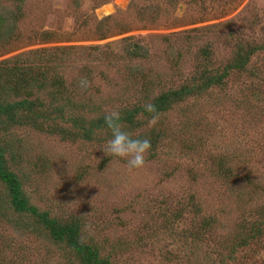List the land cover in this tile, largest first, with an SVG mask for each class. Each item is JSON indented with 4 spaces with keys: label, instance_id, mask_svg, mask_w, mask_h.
I'll return each mask as SVG.
<instances>
[{
    "label": "rangeland",
    "instance_id": "obj_1",
    "mask_svg": "<svg viewBox=\"0 0 264 264\" xmlns=\"http://www.w3.org/2000/svg\"><path fill=\"white\" fill-rule=\"evenodd\" d=\"M0 42V60L58 48L85 125L197 83L201 65L222 70L240 46L254 49L222 83L139 115L135 131L121 127L123 140L157 135L154 147L106 129L87 138L63 121L70 135L23 125L0 139L29 202L78 219L84 241L112 264H264V225L242 244L264 219V0H0ZM0 206V264H79L11 209L1 182Z\"/></svg>",
    "mask_w": 264,
    "mask_h": 264
},
{
    "label": "trees",
    "instance_id": "obj_2",
    "mask_svg": "<svg viewBox=\"0 0 264 264\" xmlns=\"http://www.w3.org/2000/svg\"><path fill=\"white\" fill-rule=\"evenodd\" d=\"M10 39V38H9ZM6 41V40H5ZM4 42V41H3ZM2 43V42H0ZM138 49H134V54ZM58 48L39 49L31 52L30 57L17 55L14 58L0 60V135L7 134L15 126H31L51 133L70 135L68 128L60 127L61 122L71 123L72 127L80 131V135L89 138L95 128L109 130L112 138L117 141H128L130 144L144 147H154L158 141L157 135H136L123 140L125 133L122 126L135 131L138 116H158L167 111L174 103L181 101L183 96L202 91L210 85L220 84L227 76L229 69L242 71L250 61L254 49L238 48L232 61L222 70L210 69L206 64L201 65L195 84H183L175 91L162 93L143 105H134L117 115L104 114L97 119H90L85 125L84 119L76 114L68 84L58 71V62L63 60L59 56ZM30 53V52H29ZM204 57L209 56V50H203ZM13 98V99H11ZM60 122V123H58ZM109 132V133H110ZM126 132V133H127ZM69 137V136H68ZM11 145L7 140L0 139V182L7 191L9 205L19 214H28L36 225H39L49 236L51 241L66 249L70 259L79 264H112L109 259L102 257L99 248L87 243L82 238V224L78 219L60 220L50 215L49 211H41L31 204L26 197L22 181L18 175L7 166L5 154L10 152ZM1 208V206H0ZM253 226L248 236L243 239V245L251 239H258L263 235L264 219ZM213 226L211 216L205 217L202 227Z\"/></svg>",
    "mask_w": 264,
    "mask_h": 264
}]
</instances>
